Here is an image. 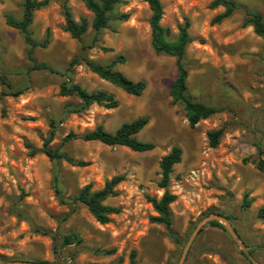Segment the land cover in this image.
<instances>
[{
    "label": "rangeland",
    "instance_id": "obj_1",
    "mask_svg": "<svg viewBox=\"0 0 264 264\" xmlns=\"http://www.w3.org/2000/svg\"><path fill=\"white\" fill-rule=\"evenodd\" d=\"M121 1L112 14L128 18L110 20L94 44L96 34L89 27L81 43L90 47L81 52L63 28L64 5L75 20L86 17L91 23L81 0H47L34 11L27 33L34 42L48 33L49 42L32 50L23 34L6 24L7 17L21 18L23 0H0V264H130L132 251L136 264H253L220 222L223 228L206 221L191 238L215 214L227 219L254 261L264 264V38L242 26L246 11L264 18V0H233L237 9L219 24L210 21L223 8L210 9L211 0H161L160 24L169 29L168 40H176L179 27L189 24L182 60L187 94L218 109L193 127L183 104L171 96L175 57L153 50L148 4ZM80 53L102 64L124 56L115 69L145 81V89L130 95L83 63L70 65ZM6 83L19 94L10 95ZM64 83L103 90L118 106L93 104L70 112L79 101L60 95ZM138 117L148 119L137 138L154 143L150 151L80 138L63 141L69 133L81 135L97 125L114 132ZM219 129V143L210 147L207 132ZM51 132L52 149L88 164L49 159L41 149ZM173 146L182 154L168 185L176 196L168 231L150 222L155 212L148 197L163 193L160 160ZM114 175L124 178L117 195L104 203L119 212L100 224L74 199L86 184L99 189ZM71 236L73 241L64 243Z\"/></svg>",
    "mask_w": 264,
    "mask_h": 264
},
{
    "label": "trees",
    "instance_id": "obj_2",
    "mask_svg": "<svg viewBox=\"0 0 264 264\" xmlns=\"http://www.w3.org/2000/svg\"><path fill=\"white\" fill-rule=\"evenodd\" d=\"M86 9L92 14L91 23L86 17H80L75 20L67 6H63L64 14V30L80 44V51L88 49L90 46L81 43L82 37L91 27L96 34L92 39L94 44L98 38L97 34L104 28H107L109 21L116 19L125 21L128 18L127 14L113 15L112 12L115 6L121 3V0H81ZM151 11L149 25L151 30V44L153 50L157 54H167L175 57V65L177 69V76L171 86V96L174 101L181 102L185 111V116L191 127L197 124L200 120L208 118L218 109L208 106L202 102L196 101L187 94V78L188 72L183 65V57L186 47L190 42L188 35V21L183 26L179 27V32L176 40L170 41L167 39L169 29L160 24L163 15V8L161 0H144ZM47 0H23L22 3V16L19 20L11 17L6 18V24L19 30L24 37L25 42L32 50L35 47L45 48L49 42L48 33L44 40L41 42H34L30 39L27 28L32 22L33 13L36 10L46 6ZM222 7L223 11L216 14L210 21L211 24H219L223 20L229 18L237 9V5L233 0H211L209 3L210 9ZM242 26H251L253 31L258 36L264 38V18L254 12H245V18ZM103 50H108L104 48ZM124 56L119 55L114 57L110 63L102 64L98 61L88 58L83 54L74 56L70 65L83 63L88 69L96 74L99 78L111 83L112 85L120 88L125 93L138 96L145 89L146 83L143 80L133 81L127 78L123 73L115 69L116 64L124 62ZM37 69H46L44 65H34ZM8 93L16 96L19 91H11L9 84L6 83ZM59 93L62 96L74 97L79 102L77 105L70 109V112L78 113L86 110L91 105L95 104L105 108H115L118 106V101L112 94L103 90L89 92L75 83H64L60 86ZM148 119L146 117H138L130 122H123L114 132L107 131L102 125L95 126L92 130L86 131L81 135L69 133L63 139L64 142L80 138L83 141H98L107 146H124L135 152H146L152 150L155 145L152 142H144L137 138V134L146 126ZM222 131L211 130L207 132L208 144L210 147H216L219 143V137ZM53 133L43 140L41 151L52 161L58 162L60 159L74 165L85 166L88 162L74 161L65 153H60L58 149H52L50 142ZM30 150V155L35 154V150L31 145L26 144ZM182 150L178 146H173L171 150L165 154L160 160L161 176L158 182L159 188L163 189L162 195L157 197H148L154 216L150 217L151 223L162 224L168 231H171V210L170 205L176 199V196L168 190L170 175L173 166L180 162ZM258 169H263V164L257 165ZM122 175H114L106 180L103 186L99 189H93L91 184L83 186L75 197V201L83 204L93 218L100 224H107L110 221V216L119 212V208L106 205L104 202L110 197L117 195L116 187L123 180ZM249 201L244 199L243 206H248ZM208 225L223 228V226L215 221H209ZM75 237L65 238L64 243L72 242ZM76 242H79L77 240ZM135 252L130 254V264H136L134 261Z\"/></svg>",
    "mask_w": 264,
    "mask_h": 264
},
{
    "label": "water",
    "instance_id": "obj_3",
    "mask_svg": "<svg viewBox=\"0 0 264 264\" xmlns=\"http://www.w3.org/2000/svg\"><path fill=\"white\" fill-rule=\"evenodd\" d=\"M209 220H215V221H218L220 222L221 224H223V226L228 230V232L230 233V235L233 237V239L236 241V243L238 244L239 248L241 249V251L245 254V256L253 263V264H257L254 259L252 258L251 254L249 253V250L247 247H245L239 240L236 232L230 227L227 219H225L224 217H221L220 215L218 214H215V215H211L209 217H207L206 219H204L198 226L197 228L194 230L191 238L194 237V235L197 233L198 231V228L203 224L205 223L206 221H209ZM13 264H35V263H25V262H16V263H13Z\"/></svg>",
    "mask_w": 264,
    "mask_h": 264
}]
</instances>
